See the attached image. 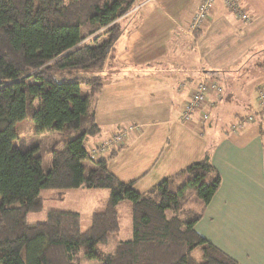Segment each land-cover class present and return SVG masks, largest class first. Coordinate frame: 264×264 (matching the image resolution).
Wrapping results in <instances>:
<instances>
[{
	"label": "trees",
	"instance_id": "16d2710c",
	"mask_svg": "<svg viewBox=\"0 0 264 264\" xmlns=\"http://www.w3.org/2000/svg\"><path fill=\"white\" fill-rule=\"evenodd\" d=\"M137 2L0 0V264H79L82 248L87 259L100 264H239L196 231L202 214L183 207L191 194L187 202L207 205L219 187L207 154L139 194L132 182H120L107 167L129 134L123 144L103 152L111 135L91 142L102 132L94 94L103 87L107 61L113 58L119 21L134 12ZM200 73L204 76L194 89L214 83L221 91L210 96L209 118L216 101L232 95L217 73ZM82 87L89 89L85 96ZM259 87L264 84L254 88L257 109L237 115L234 125L264 123ZM251 116L255 121L249 123ZM21 121L31 122L34 133L18 136L15 124ZM49 133L59 136L48 144L51 167L44 172L38 152ZM76 190L101 200L104 195L102 211L90 216L85 231L77 212L50 206L59 195ZM128 211L130 239L111 252L97 249L95 244L118 236ZM38 213L42 218L34 219ZM196 252L200 261L193 258Z\"/></svg>",
	"mask_w": 264,
	"mask_h": 264
},
{
	"label": "crops",
	"instance_id": "0c3cea01",
	"mask_svg": "<svg viewBox=\"0 0 264 264\" xmlns=\"http://www.w3.org/2000/svg\"><path fill=\"white\" fill-rule=\"evenodd\" d=\"M236 1L248 23L217 0L194 36L189 26L199 0H138L119 21L113 61L120 63L111 59L94 94L102 132L91 142L136 127L107 167L139 194L207 154L220 184L200 212L213 232L202 236L212 241L217 231L221 241H264V123L231 129L237 115L257 109L254 88L264 84V0ZM202 71L217 73L235 92L216 101L207 121L196 114L182 124L180 111Z\"/></svg>",
	"mask_w": 264,
	"mask_h": 264
},
{
	"label": "rangeland",
	"instance_id": "374dc122",
	"mask_svg": "<svg viewBox=\"0 0 264 264\" xmlns=\"http://www.w3.org/2000/svg\"><path fill=\"white\" fill-rule=\"evenodd\" d=\"M89 40L90 38L86 40V43H89L88 42ZM119 43H121V41H119ZM116 58L117 56H115V61H113L112 63L119 62L118 60H116ZM110 62L111 59L107 61V65H109ZM117 66H119V64H117ZM229 89L230 91L235 92V85H229ZM88 92L89 89H87L86 87L81 88L82 95L85 96L86 95L85 93ZM15 131L17 135L20 137L31 135L34 133V127L33 124L29 121L16 122ZM46 136H47V141H45L42 144L38 152V156L40 157L42 162L41 163L42 171L44 172L51 167V156L47 152L48 144L50 140L56 139L59 136V134L49 133L46 134ZM85 165L89 166L90 163L85 162ZM85 193L86 192L82 190L67 192L64 195H59L57 197L58 199H56L50 205L54 209L77 212L80 215V227L82 231H85L90 226V216L93 213L102 211L103 209L102 201L104 198V195L102 196V200H101L99 199V197L95 198L90 195L87 196L85 195ZM189 196L187 195L186 197L187 199L184 202L183 207L186 208L187 210L202 212L203 214V210L205 209L204 202L202 201H200L199 203H196V201L187 202V200L189 201L193 197V194ZM14 201L15 199L13 200V202ZM33 218L38 220L41 219L42 213L40 214L38 213L37 215L33 216ZM130 227H131V221L129 218V211H128L127 213L122 214V219L120 221V233L118 234V236L114 237L113 239L107 242L97 243L95 244V247L103 252H111L115 248V246H117L119 243L128 241L130 239ZM195 229L200 235L203 236L205 235L206 237L209 234L213 233L208 229L202 217L200 221L196 224ZM215 234H217V231H214V239L209 242L217 246L221 250H223L226 254H228L233 259H235L239 264H260L261 261H264V241H221L218 240L217 237H215ZM85 250L86 249L84 248L80 250V254L78 257L79 264H100L96 260L87 259L85 257ZM244 256L248 258H245ZM193 258L195 260L200 261V254L198 252L194 253Z\"/></svg>",
	"mask_w": 264,
	"mask_h": 264
},
{
	"label": "built area",
	"instance_id": "2783aa9c",
	"mask_svg": "<svg viewBox=\"0 0 264 264\" xmlns=\"http://www.w3.org/2000/svg\"><path fill=\"white\" fill-rule=\"evenodd\" d=\"M214 2L215 0H199L195 13L192 17L193 22L190 32H192L194 29L199 27L202 23H206V21H208L209 13ZM222 2L224 3L226 9L230 11L232 14H234L243 23L249 22L250 17L242 9L239 8L236 0H222ZM220 92H221L220 88L216 86L214 83H210L207 85L203 83H198L195 89H193V91L191 92L189 100L182 107V110L179 115V121L184 124L189 123L194 113L200 114L201 119L203 121L207 120L208 119L207 112L209 107H211L212 105L210 96L211 95L218 96ZM257 104L259 107L263 109L262 117L264 120V89L263 88H260L258 90ZM246 121L252 123L255 121V118L251 116L248 117ZM242 127L243 124L239 126L234 125L233 127H231V129L234 128L238 130L241 129ZM135 129L136 127L129 126L123 131L111 135L105 140L99 152H103L107 150V148L116 147L118 145L123 144L126 135L130 134ZM96 152L98 153V151L92 150L91 154L94 155Z\"/></svg>",
	"mask_w": 264,
	"mask_h": 264
}]
</instances>
